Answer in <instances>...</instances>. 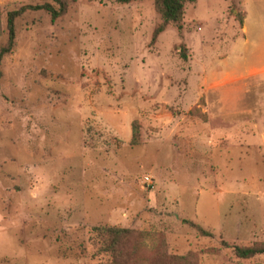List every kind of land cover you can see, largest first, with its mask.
I'll list each match as a JSON object with an SVG mask.
<instances>
[{
	"label": "rangeland",
	"instance_id": "1",
	"mask_svg": "<svg viewBox=\"0 0 264 264\" xmlns=\"http://www.w3.org/2000/svg\"><path fill=\"white\" fill-rule=\"evenodd\" d=\"M44 3L0 0V45L8 12ZM160 23L152 0L14 19L0 62V264H108L102 227L162 233L198 264H264L231 254L264 242V0L186 3L179 29L151 44Z\"/></svg>",
	"mask_w": 264,
	"mask_h": 264
},
{
	"label": "trees",
	"instance_id": "2",
	"mask_svg": "<svg viewBox=\"0 0 264 264\" xmlns=\"http://www.w3.org/2000/svg\"><path fill=\"white\" fill-rule=\"evenodd\" d=\"M76 0H50L51 3H44L35 6H21L10 11L5 18L6 40L0 45L1 59L8 55L14 46L13 21L26 10H42L54 21L61 17L70 4ZM92 2L95 0H86ZM117 4H128L142 0H113ZM195 0H152L154 12L159 16L161 23L153 29L150 37L152 44L157 35L163 31L168 24L179 25L183 16V6L186 3H193ZM233 8H231V12ZM238 14L237 22L240 25L241 19ZM179 29V26L177 27ZM1 34V31H0ZM184 56L181 54V58ZM138 126L131 123L130 145H137ZM200 236L210 237V233L198 225L187 223ZM99 237L100 251L108 257V264H198L197 255L193 252H186L182 255L170 254L167 251L166 242L162 233H150L140 230L122 229L117 227L93 228ZM222 245H224L222 243ZM231 254L238 260H250L256 256L264 255V242H252L247 246H232Z\"/></svg>",
	"mask_w": 264,
	"mask_h": 264
}]
</instances>
